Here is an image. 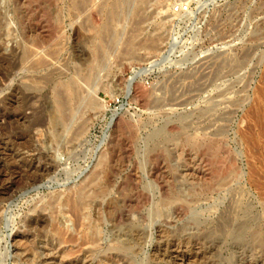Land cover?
I'll return each mask as SVG.
<instances>
[{
    "label": "rangeland",
    "instance_id": "1",
    "mask_svg": "<svg viewBox=\"0 0 264 264\" xmlns=\"http://www.w3.org/2000/svg\"><path fill=\"white\" fill-rule=\"evenodd\" d=\"M185 256L264 264V0H0V264Z\"/></svg>",
    "mask_w": 264,
    "mask_h": 264
},
{
    "label": "bare ground",
    "instance_id": "2",
    "mask_svg": "<svg viewBox=\"0 0 264 264\" xmlns=\"http://www.w3.org/2000/svg\"><path fill=\"white\" fill-rule=\"evenodd\" d=\"M73 88V87H72ZM130 88V87H129ZM90 103V105L91 104H93V102H92V100H89V102H88V104ZM71 119V118H70ZM95 178H96V176H94L89 182H88V184L87 185H85L84 186V188H86L88 185H92V183H93V181L95 180ZM253 182L254 183H256L255 182V180H254V178H253ZM37 187V186H36ZM84 188H83V190H84ZM77 202V201H76ZM174 251V250H173ZM177 255V254H176ZM189 255V254H188ZM173 257V256H172ZM180 258V257H179ZM174 260V259H173ZM178 261V260H177ZM180 263L181 264H190V258H189V256H185V257H183V258H181L180 259Z\"/></svg>",
    "mask_w": 264,
    "mask_h": 264
}]
</instances>
